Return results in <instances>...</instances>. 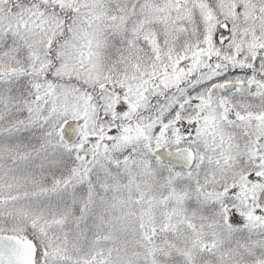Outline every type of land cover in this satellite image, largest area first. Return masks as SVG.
<instances>
[{"label": "snow or ice", "instance_id": "1", "mask_svg": "<svg viewBox=\"0 0 264 264\" xmlns=\"http://www.w3.org/2000/svg\"><path fill=\"white\" fill-rule=\"evenodd\" d=\"M0 264H264V0H0Z\"/></svg>", "mask_w": 264, "mask_h": 264}]
</instances>
